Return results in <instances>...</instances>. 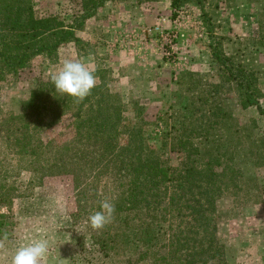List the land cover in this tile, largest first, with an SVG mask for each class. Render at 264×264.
Masks as SVG:
<instances>
[{
  "label": "trees",
  "instance_id": "obj_1",
  "mask_svg": "<svg viewBox=\"0 0 264 264\" xmlns=\"http://www.w3.org/2000/svg\"><path fill=\"white\" fill-rule=\"evenodd\" d=\"M73 1L80 16L70 22L58 14H38L33 0H0V90L37 58L56 61L66 44L79 40L77 32L106 0ZM205 1L171 0V5L176 9L195 3L203 10ZM209 34L223 81L235 86L243 108L255 106L264 115L257 72L225 52V36L212 29ZM93 74L98 81L82 100L61 96L49 78L37 83L19 112L4 118L0 108V209L27 197L47 177L70 175L77 202L74 218L90 226L91 253L97 258L92 260L227 264V248L218 236V204L226 196L237 202L241 197L262 201L258 186L245 188L241 160L246 158L254 168L264 167V135L246 133L244 139L240 133L248 127L234 130L229 125L236 119L223 106V84H214L211 93L197 95L189 112L164 133V148L184 155L173 165L147 140L143 117L127 120L123 98L112 91L106 71ZM65 117H71L73 136L65 141L44 139L45 131ZM105 200L115 206L113 219L103 229H93L88 217ZM10 220L0 210V239L10 238Z\"/></svg>",
  "mask_w": 264,
  "mask_h": 264
},
{
  "label": "rangeland",
  "instance_id": "obj_2",
  "mask_svg": "<svg viewBox=\"0 0 264 264\" xmlns=\"http://www.w3.org/2000/svg\"><path fill=\"white\" fill-rule=\"evenodd\" d=\"M33 1L40 15L58 14L70 22L80 16V7L73 0ZM263 11L264 0H206L203 10L195 3L174 9L171 0H106L77 32L79 40L66 44L56 61L39 57L19 76L4 83L0 90L1 116L19 112L37 83L51 78L65 60H79L92 73L106 71L112 91L123 98L127 120L143 117L147 140L173 165H178L184 155L164 148V133L189 112L197 95L211 93L214 84H223V106L236 119L229 120V125L234 130L248 127L240 133L244 139L246 133L260 137L264 135V115L255 106L243 108L235 86L223 81L211 54L213 38L209 30L225 36L224 48L229 56L257 72L264 105ZM65 119L45 131L44 139L71 138L72 120ZM126 140L123 136L122 142ZM242 162L245 188L258 186L262 201L256 203L255 197L249 202L243 197L239 202L231 196L221 199L218 236L227 248V264H264V167L254 168L246 158ZM0 210L13 222V227L7 228L10 238L0 239V264H12L16 250L34 240L48 242V253L40 264L119 262L120 258H99L101 254L99 260H92L90 226L74 218L77 202L70 175L47 177L42 185L33 186L27 197L16 198L11 207L2 206Z\"/></svg>",
  "mask_w": 264,
  "mask_h": 264
},
{
  "label": "clouds",
  "instance_id": "obj_3",
  "mask_svg": "<svg viewBox=\"0 0 264 264\" xmlns=\"http://www.w3.org/2000/svg\"><path fill=\"white\" fill-rule=\"evenodd\" d=\"M51 80L57 93L77 100L86 98L96 85L94 74L79 60H65L62 68L52 75ZM114 212V204L107 200L101 202L100 209L88 217L91 227L103 229L111 223ZM47 253V240H34L16 250L12 264H40Z\"/></svg>",
  "mask_w": 264,
  "mask_h": 264
},
{
  "label": "built area",
  "instance_id": "obj_4",
  "mask_svg": "<svg viewBox=\"0 0 264 264\" xmlns=\"http://www.w3.org/2000/svg\"><path fill=\"white\" fill-rule=\"evenodd\" d=\"M171 41H173L172 37L170 38Z\"/></svg>",
  "mask_w": 264,
  "mask_h": 264
}]
</instances>
